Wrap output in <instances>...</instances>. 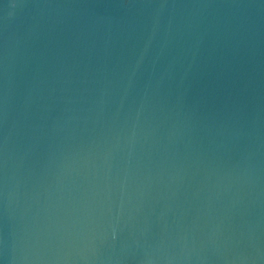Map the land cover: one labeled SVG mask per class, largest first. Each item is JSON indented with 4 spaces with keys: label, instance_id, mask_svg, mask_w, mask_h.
Segmentation results:
<instances>
[{
    "label": "water",
    "instance_id": "water-1",
    "mask_svg": "<svg viewBox=\"0 0 264 264\" xmlns=\"http://www.w3.org/2000/svg\"><path fill=\"white\" fill-rule=\"evenodd\" d=\"M0 264H264V0H0Z\"/></svg>",
    "mask_w": 264,
    "mask_h": 264
}]
</instances>
